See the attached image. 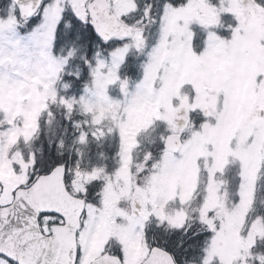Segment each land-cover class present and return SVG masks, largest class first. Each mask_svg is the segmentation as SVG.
I'll use <instances>...</instances> for the list:
<instances>
[{"label": "snow or ice", "instance_id": "6c2138e0", "mask_svg": "<svg viewBox=\"0 0 264 264\" xmlns=\"http://www.w3.org/2000/svg\"><path fill=\"white\" fill-rule=\"evenodd\" d=\"M0 264H264V0H0Z\"/></svg>", "mask_w": 264, "mask_h": 264}, {"label": "rangeland", "instance_id": "374dc122", "mask_svg": "<svg viewBox=\"0 0 264 264\" xmlns=\"http://www.w3.org/2000/svg\"><path fill=\"white\" fill-rule=\"evenodd\" d=\"M24 99H27V97H22V96H18L17 97V101H18L17 108H18V110L20 109V106H21V104H22V102H23ZM90 150H91V152L93 154H95L99 149H97L96 145H94V146L91 145L90 146ZM105 150H107V149H105Z\"/></svg>", "mask_w": 264, "mask_h": 264}]
</instances>
